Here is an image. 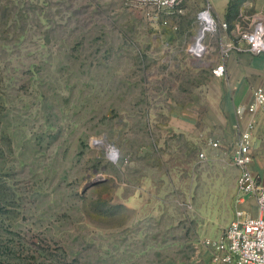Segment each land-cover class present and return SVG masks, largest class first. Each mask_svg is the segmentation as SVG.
Segmentation results:
<instances>
[{"label": "rangeland", "instance_id": "1", "mask_svg": "<svg viewBox=\"0 0 264 264\" xmlns=\"http://www.w3.org/2000/svg\"><path fill=\"white\" fill-rule=\"evenodd\" d=\"M202 2L0 0V264H209L254 208L210 145Z\"/></svg>", "mask_w": 264, "mask_h": 264}, {"label": "built area", "instance_id": "2", "mask_svg": "<svg viewBox=\"0 0 264 264\" xmlns=\"http://www.w3.org/2000/svg\"><path fill=\"white\" fill-rule=\"evenodd\" d=\"M152 2L158 10L164 12L179 6L184 0H152ZM169 12L168 15H171ZM205 15L212 18V25L203 35V43L205 44L206 40L208 43L207 46L205 45L206 54L201 59L208 58L207 65L212 69L214 76H225L227 62L235 55L249 54L264 57L263 15L250 17L245 27L239 23L231 28L226 22H216L210 9L207 8L198 14V33L206 23L203 18ZM245 18L241 13L239 21ZM218 32L221 33L220 38L217 36ZM205 35H208L206 40H204ZM218 40L220 45L217 43ZM218 45L219 52H217ZM246 111L251 116V121L233 146L232 162L238 170L240 203L246 205L248 200L253 198L254 208L246 207L235 212L233 220L220 236L205 241L206 248L211 252L213 264H264V180L260 174L254 173L251 169L255 158L253 134L256 118L264 114V88H256L252 103L238 108L237 114L243 117ZM210 145L214 148L220 147L219 142H211ZM201 157L204 158L205 155L202 154ZM253 211H256V215Z\"/></svg>", "mask_w": 264, "mask_h": 264}, {"label": "crops", "instance_id": "3", "mask_svg": "<svg viewBox=\"0 0 264 264\" xmlns=\"http://www.w3.org/2000/svg\"><path fill=\"white\" fill-rule=\"evenodd\" d=\"M196 1L199 4L200 0ZM200 5L201 11L209 8L216 22H226L231 28L239 23L247 26L250 17L264 16V0H205V3L202 2ZM241 13L246 18L240 22ZM197 38L198 35L195 43ZM197 46L201 48V45ZM198 57L196 58H202V56ZM216 78L218 79V102L215 104L214 113L216 114H213L210 123L218 127L220 139L212 142L219 141L221 146L230 147L235 145L239 133H242L251 121L247 111L242 117L237 114V109L252 103L256 88H264V57L249 54L235 55L227 62L225 76ZM253 145L255 158L251 169L254 173L260 174L264 180V114L256 118ZM203 247L209 255L208 263L213 264L211 252L205 246Z\"/></svg>", "mask_w": 264, "mask_h": 264}, {"label": "bare ground", "instance_id": "4", "mask_svg": "<svg viewBox=\"0 0 264 264\" xmlns=\"http://www.w3.org/2000/svg\"><path fill=\"white\" fill-rule=\"evenodd\" d=\"M203 18H204V20H205L206 23L202 25V28H201V30H200L199 33H198V37L200 36L201 33H202V35H204V32L206 31V29L209 28V26L212 25V18H211V17L205 15ZM199 41H201V44H202V46H203V47H202L203 50H202V51H199V52H202V53L199 54V53L195 52V51L193 50V48H192V50H193L198 56H204L205 53H206V51H207V48H206V46H205L204 43H203V36H202V39L200 38ZM196 44H197V42L194 44L193 47L197 50V48H196ZM197 45H198V44H197ZM197 51H198V50H197Z\"/></svg>", "mask_w": 264, "mask_h": 264}]
</instances>
